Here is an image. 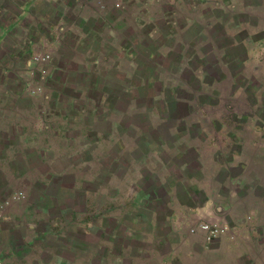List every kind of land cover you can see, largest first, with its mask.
<instances>
[{"label": "rangeland", "instance_id": "rangeland-1", "mask_svg": "<svg viewBox=\"0 0 264 264\" xmlns=\"http://www.w3.org/2000/svg\"><path fill=\"white\" fill-rule=\"evenodd\" d=\"M41 1L36 5L35 17L25 20L23 30L11 29L1 49L6 59H11L10 54L17 55L20 33L23 49L27 37L31 44L36 43L19 58L20 65L26 67L34 56L49 54L43 63L46 69L55 61L58 67L69 70L66 87L60 84L64 73L49 81L47 102H54L57 91L63 93V103L49 108L52 115L58 116H54V124L67 130L70 137L67 141L58 136L49 138L47 134H54L53 130L40 136L39 141H50L56 152L30 154L39 174L49 171L45 162L54 155L57 163L53 169L62 172L69 167L63 164L78 166L79 174L91 178L85 187L92 193L99 182L97 174L103 177L104 187L110 186L112 175L131 174L137 180L133 191L128 190L130 194L148 197L151 209L158 210L163 218L171 212L167 207L169 198H178L188 206L200 205L205 199L204 193L193 186V200H185L184 193L177 190L181 179L195 178L200 171L193 150L177 155L178 148L185 149L192 137L205 141L207 146L213 144L222 152L218 154L220 159L232 167L219 173L222 185L211 187L223 207L230 203L232 191L238 198L228 205V211L215 210L218 219L192 222L189 231L193 233L191 228L200 222L217 224L224 231L211 241L212 247L234 242L238 251L234 264H264V0H122L125 20L111 33L101 19L82 22L71 14L79 32L70 31L65 38L51 40L54 36L49 35L47 23L59 19L60 5L73 3L56 0L53 13L42 23L37 20L39 12L51 9H45ZM99 1L106 10L110 0ZM16 13L9 0H0V29L13 21ZM117 15L118 11L109 13L112 20ZM42 38L45 41L40 43ZM9 81L18 84L13 76ZM36 83L34 80L32 95L42 92ZM18 108L7 105L4 112L11 120L18 115ZM24 113L29 118L33 115L26 110ZM4 123L2 128L13 127L11 121ZM112 129L120 139L106 145L114 135ZM97 138L105 143L99 150ZM15 141L10 138L7 143ZM98 154L102 162L97 161ZM163 173L169 177L167 180ZM65 180L72 182V175ZM121 186L116 199L110 196L113 191L100 197L101 211L108 209L110 216L103 222L109 228H140L148 215L140 213L136 221L131 220L128 215L137 208L129 209V192ZM41 191L42 186L36 185L33 199ZM75 198L70 197L71 204L81 208V192ZM94 215L92 209L86 216L73 219L71 228L76 224L97 228ZM114 215L121 216L117 225L111 217Z\"/></svg>", "mask_w": 264, "mask_h": 264}, {"label": "crops", "instance_id": "crops-1", "mask_svg": "<svg viewBox=\"0 0 264 264\" xmlns=\"http://www.w3.org/2000/svg\"><path fill=\"white\" fill-rule=\"evenodd\" d=\"M39 1L43 3L41 0L15 2L9 0L10 6L17 11L16 17L0 29V111L2 110L0 112V264H234L238 257L236 243L224 245L221 242L212 247V242L206 240L203 232L190 233L189 231V225L192 222L197 223L200 219L203 221L218 219L215 210L221 208L222 211H228L230 207L228 205L233 204V201L238 198V194L232 191L228 198L230 203H225L223 207L215 189L211 187L217 188L222 185L223 183L218 179L219 173L225 169L228 171L227 168L232 167L220 159L218 154L222 152L213 144L207 146L205 141L198 142L192 137L191 143L185 145L186 150L178 148L177 155L188 153V149L193 150L200 171L195 178H189L187 181L181 179L177 190L184 193L185 200H193V194L190 192V187L193 186L204 193L205 199L200 205L188 206L183 201L180 202L178 198H169L167 207H170L171 212L163 215V218L158 210L151 209V201L148 197L142 193L141 196H135L133 192L130 194L128 190L133 189L137 180L131 174L120 177L112 175L110 186L106 184L105 187L103 177L97 174L96 181L99 182L92 193L85 187L86 182L91 181V178H85L82 172L79 174L78 166L63 164V167L66 165L69 167L62 172L53 169L57 163L55 155L51 159L47 158L45 163L49 171L46 173L39 174L38 166L31 164L32 155L30 154L32 153L56 152V149L51 148L50 141L47 144L39 141L46 130L54 132V134L50 132L47 134L49 138L58 136L67 141L66 137H70L67 135V130L63 131L54 124V118L58 116L52 115L49 108V106L56 107L63 103L60 101L62 100L60 95L63 93L57 91L54 102L50 104L47 102L50 91L49 81L52 82L55 77L58 78L57 74L64 73V79H61L60 84L66 87L69 70L58 67L54 61L47 68L49 69L47 72L51 75H42L40 69L44 67V64L36 62L34 57L29 59L26 67L20 65L19 58L28 54L34 49L32 45L36 44H31L27 37L29 43L26 42L27 47L23 49L24 37L20 33L17 55L10 54L11 59H6L7 55L4 56L1 51L6 35L11 29L23 30L25 20L35 17L36 5ZM71 1L73 3L71 6L60 5L61 15L57 21L47 23L49 35L52 33L54 36L50 40L58 36L65 38L70 31L75 34L79 32L74 18L69 17L71 14L82 22H87L89 18L101 19L109 27L107 30L110 33L117 24L125 20V5L122 0H110L106 10L104 9L106 6L99 0ZM55 2L56 0H44L45 9H51V11L39 12L40 16L37 20L45 23L46 17L49 18L56 7ZM113 10L118 11L116 21L109 17V13ZM63 13H66L65 21ZM42 41H45V38H42L40 43H43ZM11 76L15 77L17 85L10 83ZM34 80L42 89V92L33 94L35 96L30 93L31 89H36L33 85ZM97 84L98 81L95 86H98ZM26 103L27 106L24 107ZM13 104L19 105L17 110L19 112L10 120L4 110L7 105ZM25 110L33 113L31 118L24 113ZM81 111L84 112L83 109ZM90 116L94 115L90 114ZM96 117L98 119L97 114ZM63 119L66 121L67 117L64 116ZM9 121L13 127L2 128V125H5L4 122ZM112 131L114 135L112 134L111 140L106 141V145L111 142L117 143L120 139L119 135L116 139V131L114 129ZM10 138H15L16 141L7 143ZM86 145L82 143V146ZM103 145H105L104 140L97 138V150ZM249 146L251 147V144ZM255 146L257 147L256 144ZM1 154L4 156L2 157ZM209 159V162L206 161ZM102 160L103 158L98 154L97 161L102 162ZM244 164L246 165L245 162ZM183 166L184 162L180 163V169ZM19 168L23 171H17ZM68 175H72L73 181L70 183L65 180ZM163 176H165L164 173ZM165 177V180L169 178ZM36 185L42 186L43 191L33 199ZM121 185H125V190L129 192L127 197L129 209L137 208L132 209L128 215L132 217L131 220L136 221V216L140 213L148 215L140 228L134 226L109 228L108 224L103 222L110 216H108V209H105L106 215L101 211L100 197L113 191L110 196L116 199L119 196L117 189L122 188ZM55 186H57V192L54 191ZM80 192L82 207L77 208L76 204H71L70 197L75 195L76 201ZM217 202H220L218 207H216ZM92 209L95 210L94 218L97 228H86L82 224H76L75 228H71L73 219L86 216L87 212H92ZM111 217L114 218L116 225L120 222V215ZM234 227L239 228V225ZM123 236H125L124 239Z\"/></svg>", "mask_w": 264, "mask_h": 264}, {"label": "built area", "instance_id": "built-area-1", "mask_svg": "<svg viewBox=\"0 0 264 264\" xmlns=\"http://www.w3.org/2000/svg\"><path fill=\"white\" fill-rule=\"evenodd\" d=\"M50 58V55H36L34 56V60L38 63H44ZM40 72L42 75H46L47 69L41 68ZM35 90H32V93H35ZM224 231L223 228H220L217 224H212L209 222H200L198 225L191 228V232L197 233V232H203L205 234V238L208 242L213 241L215 238L221 235V233Z\"/></svg>", "mask_w": 264, "mask_h": 264}]
</instances>
